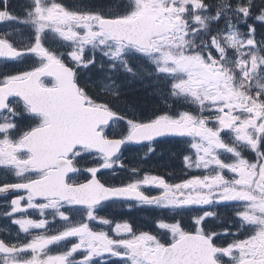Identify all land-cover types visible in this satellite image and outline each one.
<instances>
[{
  "label": "snow or ice",
  "instance_id": "obj_1",
  "mask_svg": "<svg viewBox=\"0 0 264 264\" xmlns=\"http://www.w3.org/2000/svg\"><path fill=\"white\" fill-rule=\"evenodd\" d=\"M22 13L0 0V264H264V0H25ZM170 138L187 145V178H100L127 168L128 146L148 157ZM110 204L159 210L157 231L100 216ZM220 207L231 217L209 227Z\"/></svg>",
  "mask_w": 264,
  "mask_h": 264
},
{
  "label": "flooded vegetation",
  "instance_id": "obj_2",
  "mask_svg": "<svg viewBox=\"0 0 264 264\" xmlns=\"http://www.w3.org/2000/svg\"><path fill=\"white\" fill-rule=\"evenodd\" d=\"M11 8L17 14L22 15V5L25 3V0H9ZM68 7H74L78 4H90L92 6H98L101 4H106L109 0H61ZM48 43V41H46ZM32 65V59H27L22 63H17L14 65H9L10 71H24L28 70ZM84 80H88L89 77L93 76V72L82 71L81 73ZM139 94L145 93L144 96L153 102L151 97L146 95L145 90L141 89L138 84H133L128 88V94ZM150 110L147 111H151ZM181 138H170L169 142L162 143L156 146L155 154L148 157L144 156V150L137 145L128 146L127 150L124 151L123 159L127 165L126 169H118L116 174L113 175L111 172H103L100 175V178L103 181H106L110 184H120L122 182H128L130 179V172L128 169L132 167L139 168L140 176L142 177L145 172L149 174L161 175L169 182H179L182 178H187V170L183 167L182 157L186 153L187 145L178 142ZM250 159H254V154L249 156ZM195 174V173H189ZM81 180L84 179L83 176L79 177ZM151 194H156L153 191ZM12 197L9 196L8 200ZM4 199L0 195V213H3L4 208ZM220 213V219L209 220L208 226L216 229H220L224 226L227 220L231 217L232 211L230 208L220 207L218 209ZM196 212H183L180 216H177L176 219H181L185 225L191 222V217L196 215ZM35 215V214H34ZM100 216L107 217L113 221H130L137 230H148V231H157L155 228V221L158 217L163 215L159 210H153L151 208H138L134 207L131 210H128L126 207L121 205H112L103 208L99 211ZM168 218L171 219L172 214H167ZM10 226V220L4 219L0 215V229H4ZM13 229L15 226H12ZM58 249L56 247L52 248V252L55 253Z\"/></svg>",
  "mask_w": 264,
  "mask_h": 264
},
{
  "label": "trees",
  "instance_id": "obj_3",
  "mask_svg": "<svg viewBox=\"0 0 264 264\" xmlns=\"http://www.w3.org/2000/svg\"><path fill=\"white\" fill-rule=\"evenodd\" d=\"M264 30H261V29H258V35L260 32H262ZM145 93H139V94H132V95H129L130 98H135L137 100H139L143 105H145L146 107V110H150L152 107H153V102L148 100L145 96H144Z\"/></svg>",
  "mask_w": 264,
  "mask_h": 264
}]
</instances>
